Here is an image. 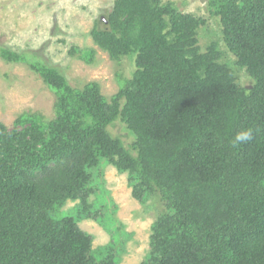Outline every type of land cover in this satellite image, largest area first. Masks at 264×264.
Instances as JSON below:
<instances>
[{
	"label": "trees",
	"instance_id": "16d2710c",
	"mask_svg": "<svg viewBox=\"0 0 264 264\" xmlns=\"http://www.w3.org/2000/svg\"><path fill=\"white\" fill-rule=\"evenodd\" d=\"M208 6L220 36L201 47L204 18L157 0H115L94 39L114 58L133 56L134 70L110 100L94 82L73 88L54 67L31 63L55 116L0 123V264H118L128 233L88 201L103 163L127 172L134 198L157 203L139 264H264V0ZM0 58L22 60L3 46ZM117 121L130 140L109 132ZM244 128L252 140L233 146ZM68 200L75 216H59ZM82 219L117 236L101 257Z\"/></svg>",
	"mask_w": 264,
	"mask_h": 264
},
{
	"label": "rangeland",
	"instance_id": "374dc122",
	"mask_svg": "<svg viewBox=\"0 0 264 264\" xmlns=\"http://www.w3.org/2000/svg\"><path fill=\"white\" fill-rule=\"evenodd\" d=\"M208 1L157 0L160 5L205 19V25L198 30L201 47L220 36L219 19ZM114 5L115 0H0V46L22 58H0V123L5 128H13L20 114L36 115L45 122L55 116V96L32 68V62L54 67L73 88L96 83L107 100L123 86L134 70L133 56L114 58L99 46L93 34L94 29L108 28ZM239 77L241 83L249 86L251 81L244 71ZM108 130L113 136L123 134L130 140L118 121ZM91 172L93 192L88 201L101 208L105 205L103 213L114 216L119 230L128 233L122 246H117L118 264H139L149 250L150 226L157 213L155 199L150 197L141 203L134 198L127 172L118 171L111 164L103 163ZM76 203L77 200H68L58 215L75 216ZM78 224L92 236V247L98 251L95 257H101L99 249L117 237L93 219H82ZM118 239L121 241L122 237Z\"/></svg>",
	"mask_w": 264,
	"mask_h": 264
},
{
	"label": "clouds",
	"instance_id": "9594fccd",
	"mask_svg": "<svg viewBox=\"0 0 264 264\" xmlns=\"http://www.w3.org/2000/svg\"><path fill=\"white\" fill-rule=\"evenodd\" d=\"M252 138H253V129L244 128L235 134L231 143L233 144V146H237L240 144L248 143L249 141L252 140Z\"/></svg>",
	"mask_w": 264,
	"mask_h": 264
}]
</instances>
